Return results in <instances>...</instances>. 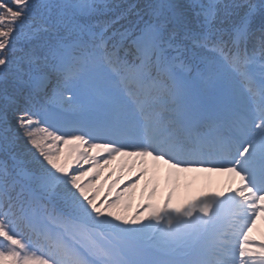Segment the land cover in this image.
Wrapping results in <instances>:
<instances>
[{
  "label": "snow or ice",
  "instance_id": "snow-or-ice-1",
  "mask_svg": "<svg viewBox=\"0 0 264 264\" xmlns=\"http://www.w3.org/2000/svg\"><path fill=\"white\" fill-rule=\"evenodd\" d=\"M110 7L0 0V264H264V0Z\"/></svg>",
  "mask_w": 264,
  "mask_h": 264
}]
</instances>
